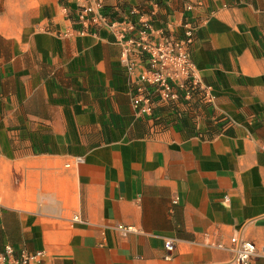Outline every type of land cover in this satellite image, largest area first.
Returning a JSON list of instances; mask_svg holds the SVG:
<instances>
[{
    "label": "crops",
    "instance_id": "obj_1",
    "mask_svg": "<svg viewBox=\"0 0 264 264\" xmlns=\"http://www.w3.org/2000/svg\"><path fill=\"white\" fill-rule=\"evenodd\" d=\"M76 11L0 0V254L235 264L233 236L264 246V0H104L110 19L148 20L157 39L193 21L202 86L155 95L151 114L132 102L144 59L131 54L128 72L112 30L83 31Z\"/></svg>",
    "mask_w": 264,
    "mask_h": 264
},
{
    "label": "built area",
    "instance_id": "obj_2",
    "mask_svg": "<svg viewBox=\"0 0 264 264\" xmlns=\"http://www.w3.org/2000/svg\"><path fill=\"white\" fill-rule=\"evenodd\" d=\"M104 0H77L75 24L84 30L110 28L116 40L124 46L122 57L126 60V70L131 71L134 63L131 54L137 53L146 62V67L133 84L132 102L141 114H151L154 109V97L164 101H177L181 97L190 99L193 93L201 88L202 80L197 66L190 54L189 47L194 40V24L188 19L184 23L183 36L171 38L161 32L159 39L152 34V26L148 20L135 21L130 18L110 19L103 13ZM192 10V5L188 6ZM125 234L137 229L131 225H119ZM167 260L172 259L175 240L164 242ZM219 247H222L221 245ZM228 249L233 254L235 264H252L258 257L264 258V246L233 236ZM45 255L43 250L30 253L26 250L15 254L8 246L0 254V264H42Z\"/></svg>",
    "mask_w": 264,
    "mask_h": 264
}]
</instances>
